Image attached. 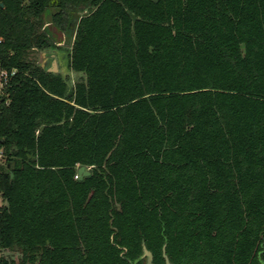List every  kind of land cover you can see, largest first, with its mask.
Instances as JSON below:
<instances>
[{"label": "trees", "instance_id": "trees-1", "mask_svg": "<svg viewBox=\"0 0 264 264\" xmlns=\"http://www.w3.org/2000/svg\"><path fill=\"white\" fill-rule=\"evenodd\" d=\"M0 250L21 264H264V0H2ZM72 32L73 86L31 57ZM79 165L91 174L76 178ZM0 264H16L0 258Z\"/></svg>", "mask_w": 264, "mask_h": 264}, {"label": "rangeland", "instance_id": "rangeland-1", "mask_svg": "<svg viewBox=\"0 0 264 264\" xmlns=\"http://www.w3.org/2000/svg\"><path fill=\"white\" fill-rule=\"evenodd\" d=\"M55 11V8H47L44 12V26L45 29L48 31V33L51 36V40L54 43H58L62 45L61 47L58 45H52L47 48H35L31 52V57L35 59L39 64L45 66L48 65L52 67L51 65V57H53V53L57 55L58 62L60 64V69L63 72V74L67 75L69 73V59H68V48L67 46H70V41H72V32L69 29H66L63 32L59 29V27L56 26L55 23H52L53 20V12ZM62 39V40H61ZM66 45V46H65ZM2 198L0 196V202ZM2 203V202H1ZM3 205L6 203L3 202ZM2 205V206H3ZM5 257L9 260L13 259L15 260L16 264H21V255L18 252H14L9 249L0 250V258Z\"/></svg>", "mask_w": 264, "mask_h": 264}, {"label": "flooded vegetation", "instance_id": "flooded-vegetation-1", "mask_svg": "<svg viewBox=\"0 0 264 264\" xmlns=\"http://www.w3.org/2000/svg\"><path fill=\"white\" fill-rule=\"evenodd\" d=\"M52 23H55L56 26L59 27V29L62 31V36L60 37V38H62V37H63V32L66 30V24H65V22H63V25H62L61 23H58L57 21H55V20L53 19V20H52ZM43 26H44V25H43ZM44 29H45V26H44ZM45 30H46V29H45ZM46 31H47V30H46ZM47 33H48V31H47ZM48 34H49V33H48ZM49 36H50V34H49ZM50 40H51V36H50ZM61 40H62V39H61ZM73 40H74V37L72 36V41H70V46H67V47H66V48L69 49V50H68V53H69V51H71V47H72V45H73ZM51 41H52V40H51ZM53 45H54V46H55V45H58V46H60V47L62 46V45H60V44H58V43H54V42H53ZM65 46H66V45H65ZM52 55H53V57L56 59V70H50V71L61 73L64 77H66L69 86H73V85L75 84V82H76V81L82 76V73H81V72H78V71H76V70H74V69L70 66V63H68V64H69L70 71H69V73H67V75L63 74V72H62L61 69H60V64H59V62H58L57 55H56L55 53H53ZM53 57H51V59H53ZM68 59H69V57H68ZM51 65H52V60H51ZM45 67L48 69L50 66L45 65ZM52 68H53V65H52ZM48 70H49V69H48ZM81 166H84L85 169H86L87 171H89V174H85V175H83L82 178H80V174H79V168H80ZM91 167H92V166L79 165V166H78V169H77V174H76L75 177L78 178V179H80V180H82V179H84L86 176H89V175L91 174V172H92V171H91ZM144 247H146V248L148 249V251H150V252L152 253V256H153V262H154V254H153V252L147 247V245H146L145 243H143V251H142V254L139 256L138 259H145V261H147L146 256H143V254H144ZM163 257L165 258V262H166V264H167V260H169L170 263L173 264L172 260L170 259L169 255L167 254V251H166V244H164V246H163ZM154 263H155V262H154ZM155 264H156V263H155Z\"/></svg>", "mask_w": 264, "mask_h": 264}, {"label": "built area", "instance_id": "built-area-1", "mask_svg": "<svg viewBox=\"0 0 264 264\" xmlns=\"http://www.w3.org/2000/svg\"><path fill=\"white\" fill-rule=\"evenodd\" d=\"M3 2L0 0V3ZM4 3V2H3ZM0 42H2V38H0ZM17 68H9L3 62L0 55V95H3L6 92L7 87L10 85L12 78L16 75ZM7 161V153L4 147H0V164H4ZM1 196V194H0ZM2 198V196H1ZM3 203V198L1 200ZM0 202V210L2 207V203Z\"/></svg>", "mask_w": 264, "mask_h": 264}, {"label": "water", "instance_id": "water-1", "mask_svg": "<svg viewBox=\"0 0 264 264\" xmlns=\"http://www.w3.org/2000/svg\"><path fill=\"white\" fill-rule=\"evenodd\" d=\"M0 5L3 6L4 3L1 2ZM52 65H53V68L52 67H49L48 69L49 70H56V59L54 57L52 59ZM79 174H80V178H82L83 175L89 174V171H87L84 166H81L79 168ZM143 256H146V258H147L146 264H155L153 262L152 253L150 251H148V249L146 247H144V254H143ZM167 264H171L169 260H167Z\"/></svg>", "mask_w": 264, "mask_h": 264}]
</instances>
